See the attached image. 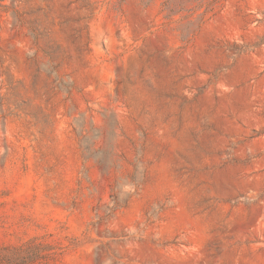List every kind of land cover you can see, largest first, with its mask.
I'll return each mask as SVG.
<instances>
[{
    "label": "rangeland",
    "instance_id": "rangeland-1",
    "mask_svg": "<svg viewBox=\"0 0 264 264\" xmlns=\"http://www.w3.org/2000/svg\"><path fill=\"white\" fill-rule=\"evenodd\" d=\"M163 1L0 0V264H264V0Z\"/></svg>",
    "mask_w": 264,
    "mask_h": 264
},
{
    "label": "trees",
    "instance_id": "trees-1",
    "mask_svg": "<svg viewBox=\"0 0 264 264\" xmlns=\"http://www.w3.org/2000/svg\"><path fill=\"white\" fill-rule=\"evenodd\" d=\"M183 0H164L163 1V6L168 10V15L170 16V13L173 11V7L174 6H180V4L182 3ZM215 1L217 0H211L210 2L207 3L206 6V12L208 10H211L212 6L214 5Z\"/></svg>",
    "mask_w": 264,
    "mask_h": 264
}]
</instances>
